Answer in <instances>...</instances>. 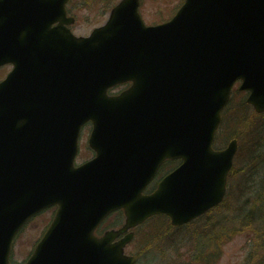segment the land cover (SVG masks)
<instances>
[{"label": "water", "instance_id": "1", "mask_svg": "<svg viewBox=\"0 0 264 264\" xmlns=\"http://www.w3.org/2000/svg\"><path fill=\"white\" fill-rule=\"evenodd\" d=\"M65 1L56 0V8L64 11ZM138 3L139 0H122L119 3L121 5L113 10L109 23L102 28L117 30L122 27L118 35L123 39H128L131 33L141 32L145 28L138 15ZM9 13L13 17L16 14L28 16L21 11L20 6ZM157 29L163 30L156 35L157 50L152 57H148L156 61V66L151 62L144 64L145 67L151 63L152 69L158 70L159 75L154 82L139 86L136 92L135 86L121 97L103 100L100 107L109 110L105 113L125 132L130 144H133L134 138L140 141L145 139L142 133H134L135 129L140 128L137 122L158 119L156 125L146 126L155 130L145 135L146 139L154 142L155 153L161 155L151 153L145 158L139 157L135 151L132 157L125 158L136 164L138 172L120 177L118 180L124 182L115 197L110 198L111 193L107 190H89L92 182L85 171L72 170L71 156L76 152L75 142L73 147H69V144L62 147L54 143V137L46 136L47 144L57 147V153L62 155L59 172L63 170L65 178L75 182L80 192L70 195L73 201L64 217L69 224L52 225L44 238L45 242L50 240L54 244L59 238V242L71 244V241L78 238L79 246L80 239L86 236L78 232L88 228L87 232L92 233L97 211H103L106 207L125 206L128 212L131 211V216L129 214L127 217V228L135 224L131 219L137 218L144 211L138 219L159 211L177 199L180 200V217L172 216L173 222L177 224L192 220L223 199L226 175L233 165L238 142L233 139L227 148L217 151L212 148V141L221 122V108L229 101L231 87L236 80L244 79L241 87L252 90L248 101L258 111H264V0H187V4L171 22ZM58 30L67 31L60 26ZM68 37H71L70 34ZM76 40L81 41L80 49L70 45L65 47L70 53L84 48L86 42L83 38L76 37ZM136 40L141 39L137 37ZM109 50L111 57L127 60L124 71H134L132 50L120 53L114 49ZM116 65L104 64L96 72L93 59H81L77 69L67 64L60 68L55 79L64 84L62 88L66 100L65 103L62 100L56 102L57 130L67 128L77 133L82 119L80 101L100 100L104 97L107 87L118 80ZM87 77H95L97 85L84 90V96L82 89L78 88V82ZM213 96L217 97L214 102ZM10 107L11 102H0V121L5 118ZM90 116L95 118L97 124L102 123L98 114ZM168 156H181L184 162L161 183L155 194L143 196L142 188L151 177V171L161 158ZM54 170L55 159H46L43 181L45 185L51 184L53 189L58 188L59 192L65 193L67 188L50 178ZM38 183L40 180L29 179L18 173L8 186L0 185V201L5 202L7 198L10 200L6 191L9 188L22 199L25 193L35 190ZM49 196L44 195L42 201L52 203ZM148 198L152 200L142 209L140 202ZM32 199L36 198L32 196ZM61 204L63 206L56 220L67 207V204ZM14 226L0 225V264H8L12 229L16 228ZM127 241L119 242L117 248L99 246L96 252L98 264H131L133 257L124 256L123 253ZM84 253V250H79V259L83 260L80 264H89L86 258L80 257ZM45 261L47 264L78 263L72 255L58 256L55 249L46 254Z\"/></svg>", "mask_w": 264, "mask_h": 264}, {"label": "rangeland", "instance_id": "2", "mask_svg": "<svg viewBox=\"0 0 264 264\" xmlns=\"http://www.w3.org/2000/svg\"><path fill=\"white\" fill-rule=\"evenodd\" d=\"M116 1L117 0H113V3H115ZM183 1L184 0H144L143 2L144 6L142 10L149 23H151V21L153 23H157V22H161L162 20L170 19L174 15L176 10L183 4ZM100 3L101 0H73L70 3L69 7H71V13L73 15H76L78 18V23L75 25L74 28L75 30H77V32L86 33L90 31L92 27L99 24L97 21L105 18L106 10H103L102 9L103 7L100 8L99 10H96L100 7ZM239 98L240 96H238L237 94L232 98L234 101L233 103L234 105H236L237 108H239L242 103V100ZM251 108H249V110L243 108V110H238L234 114V116H240L241 114L244 113L245 121L242 122L233 118L232 124L231 121H228V123L225 126H221L218 134V139L220 141L219 143L221 145L218 143L217 145L221 147L228 145L229 144L228 142L233 138L234 135H236L239 137L238 140L240 142V145L245 142L243 157H246L245 155L247 152H251L252 156L255 157L256 155L255 152L257 148H259V150L262 151L264 154V145L260 146L256 142V141H260L261 143H264V123L254 122L253 126H260V127L259 128L250 127L249 130H245L244 125L246 122L249 121L248 114L253 118V120L256 118L262 119L261 117L264 116V114L261 115H259V113L256 114L255 109L253 110ZM233 110L234 107L232 108V112ZM225 122H227V119L225 120ZM242 136L246 137V141H243ZM83 138L84 140L81 147L82 153H80V158L82 157V155L88 153V150L85 149V145L87 144V136L85 135ZM249 159L252 160V158L247 157L245 162H240V166L236 168L237 172L235 174V177L237 178L240 176L241 181L242 180L244 181L245 178L249 176L251 178L253 177L256 182L260 181L259 174L253 173L255 171L254 169L250 168L251 166L250 164L248 166L243 167ZM257 165H259V163L256 161L254 166ZM235 177H234V181H235ZM233 186L234 189H236V191H240L239 190L240 188H238L235 185V183ZM246 195L242 196L243 198L238 200L240 201V205H242V203L245 201ZM247 206L248 205L243 204L241 208L243 207L247 208ZM258 208L260 209L259 205L257 206V209ZM50 213L51 212L48 211L46 213V216H49ZM237 213L238 211L236 212L233 211L234 217L236 216ZM240 215H242L241 211H240ZM113 220H115V216L112 218H108L104 225L106 226L113 225L114 223ZM155 223L156 222L154 219H150L149 221L145 222V224L141 225L137 230L136 237L128 245L129 246L128 251L132 253H136L140 257V260L137 262V264H162L164 261L167 260L173 261L174 256L178 255V253H181L183 251L181 249L182 246L181 241L184 238L183 237L184 235H186L187 237L189 236L190 239L197 240V233H194L193 235L188 234L189 228L175 229V230H171V232L163 231L164 239L160 237L157 238L153 237L147 239L150 236L149 231L153 228V224ZM34 226L38 228H33ZM42 230H43L42 225L38 226V225H34V223L22 229L21 235L17 238L16 240L17 242L15 241V245H14L15 247L14 260L17 261V263H21L22 261H24L26 255H28L32 245H34L36 241L34 239L36 237L38 238L39 233L40 231L42 232ZM31 234L34 235L30 236ZM250 237H251L250 232H244L237 235V237L233 238L230 242L227 243V245L222 247L221 252L223 255L216 261L215 264H244L245 263L244 260L249 252V249L256 246L258 244V240H263L261 236L260 237L256 236L258 240H255L254 238H250ZM248 243H250L249 248H244L245 245ZM188 247H193L192 243L189 244ZM164 249L166 250L162 255ZM194 264H198V263L194 262Z\"/></svg>", "mask_w": 264, "mask_h": 264}, {"label": "trees", "instance_id": "3", "mask_svg": "<svg viewBox=\"0 0 264 264\" xmlns=\"http://www.w3.org/2000/svg\"><path fill=\"white\" fill-rule=\"evenodd\" d=\"M243 91L242 93L240 92H236V94L238 96H240L241 98L243 97ZM243 103H244V107H242V105L237 108L236 105H234V103L231 104V106L227 109V113L229 114V121H231L232 124V120L233 118H235L236 120L239 121H245L244 120V113L241 114L240 116H234L235 112L238 110H243V108H247L248 105L245 102V100L243 99ZM234 107V110L232 112V108ZM232 112V113H231ZM233 126V125H232ZM257 155H255V159H252L250 162L248 163H254L256 160H259V156L262 155V152H260V150L257 148L256 152ZM244 192L246 193V191L242 190V194H244ZM264 200V192H261L259 194L253 195V196H249V198L247 199V202L245 203V205H251L252 209L249 208V210H247V212L245 213L244 217H242V219L239 221V223L237 224L238 226L235 228H231L229 231L233 232L235 234H237V232H240L242 230H248V229H254V230H259V226L263 224L264 222V212L263 216H261V210L258 211L257 206L259 205L260 209H263L264 207V203L262 202ZM258 211V212H256ZM214 227V229L212 230V228ZM205 231L211 232L213 234H220L221 231L219 229V227L217 226V224L213 225L212 227H209V223H207L204 227ZM255 255H257L259 257V259L261 257H264V252H256L254 253Z\"/></svg>", "mask_w": 264, "mask_h": 264}, {"label": "bare ground", "instance_id": "4", "mask_svg": "<svg viewBox=\"0 0 264 264\" xmlns=\"http://www.w3.org/2000/svg\"><path fill=\"white\" fill-rule=\"evenodd\" d=\"M5 248H7V245L5 246Z\"/></svg>", "mask_w": 264, "mask_h": 264}]
</instances>
